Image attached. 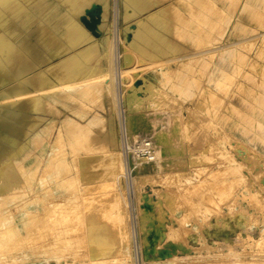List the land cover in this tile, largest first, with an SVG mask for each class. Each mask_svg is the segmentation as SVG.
Here are the masks:
<instances>
[{
    "label": "rangeland",
    "instance_id": "obj_1",
    "mask_svg": "<svg viewBox=\"0 0 264 264\" xmlns=\"http://www.w3.org/2000/svg\"><path fill=\"white\" fill-rule=\"evenodd\" d=\"M34 1L0 0V108L19 114L18 150L0 157V264L93 262L84 255L81 224L60 236L70 241L68 251L67 244L46 251L48 233L76 222L56 219L75 205L67 199L73 188L60 182L49 190L43 181L73 173L77 154H94L102 182L112 178L108 157L115 147L123 152L127 112L120 105L118 118L119 84L139 98L128 112L130 144L160 132L168 148L159 170L131 182L128 169L120 180L134 264H264V0H118L119 7L52 0L49 23L46 10L31 14ZM95 7L96 20L81 23ZM90 36L97 40L87 51ZM120 70L130 73L119 81ZM186 153L202 163L175 159ZM195 170L197 181L186 182ZM110 260L103 264H118Z\"/></svg>",
    "mask_w": 264,
    "mask_h": 264
},
{
    "label": "bare ground",
    "instance_id": "obj_2",
    "mask_svg": "<svg viewBox=\"0 0 264 264\" xmlns=\"http://www.w3.org/2000/svg\"><path fill=\"white\" fill-rule=\"evenodd\" d=\"M119 1L118 0H112V3H113V5H116V6L119 7ZM97 10H98V7H95V8H92V9L88 10V12L86 13L85 17H83L82 22H84L86 25H90L91 22L95 21L96 20L95 19V15L98 12ZM34 13H39L40 14V10H33V14ZM87 15L90 18H88ZM117 49H118V47H117ZM20 52L23 54V57H28L30 55V49L28 47H24V49L23 48L20 49ZM118 55L119 54H117V56ZM118 58L120 60V57L119 56H118ZM173 60L174 59H172V61ZM113 63H114V59H113ZM119 67H120V65H119ZM252 67H253V65H252ZM259 67H258V69H259ZM256 71L257 70H255V73H256ZM258 71L260 72V70H258ZM118 73H119V75H117V76L119 77V81H120V79L122 77L121 74H129L130 73V70H128V71H123V70L121 71L120 70V72H118ZM115 76L116 75L114 74V77ZM25 77H23L22 79H20V81L22 83L28 81V78H25ZM115 79H117V77ZM119 85H120V91H119V89H117V87H116V91H115V93H116V110L118 111V118H119V112H121V110L119 111V106L121 105V106L124 107V105H127V112L126 113L124 112V115H123V121H124V123H123V130H122V132H120L124 136L125 142L123 143V141H121V143H122L121 146L123 148V144H125V147H127L128 149H130L131 148V145H132L130 143L131 142H134V140L136 138L134 137L133 139H130L129 136H128V134H129L128 132H129V130L131 128L130 123L128 124V122H131V121H129V118L131 116L130 117L128 116L129 115L128 112L135 105V100L136 99H135V96H134L135 94L133 95V91L126 93V91H124V90L121 89V84H119ZM150 85H152V84H150ZM150 90H152V89H150ZM147 94H148V92H147ZM137 100H136V102H137ZM16 110H17L16 107H1L0 108V157L3 156L5 153H8L13 148L16 149V150H18V146L15 144L16 142H15V139L13 138L14 131L18 129V123H17L18 121L17 120L19 118V114H18V112ZM121 117H122V113H121L120 118ZM133 118H132V121H133ZM120 121H121V119H120ZM135 122H137L136 119H135ZM135 122H133V123H135ZM133 123H132V126H133ZM141 123H140V126H141ZM188 123H190V122L188 121ZM136 124H135L134 128L136 129V127H138L140 129V126H138V124L136 126ZM145 124H146V122H145ZM121 127H122V125H121ZM146 127H148V125ZM119 130H120V127H119ZM131 131H132V129H131ZM132 132L135 133V131H132ZM121 134H120V136H121ZM151 134H153V133H151ZM149 138H150V140H148V142L151 145V153L154 155L152 157V159H151L152 162L150 163L149 162V159H136V157H133V156H131V155L128 154L127 155V159H128V161H127V164L128 165L127 166L128 167H127L125 165L126 163H125V160H124V158L126 156L123 157L124 156L123 155L124 151L123 152H121V151L119 152L118 148L115 147L114 148V151L112 150V154L110 155V157H108L109 158L108 168H110V170H109V176H112V178L109 179L108 181L107 180L104 181V183L102 182V180L100 178V175H99V173L97 171V168H96V163H97V161H99V159L97 160V158H96V156L94 154H77L76 158L74 159L75 165L73 167V173L70 172V170H68L65 173H59L58 174V177H57L58 178L57 180H51V178H49L46 181L45 180L43 181L47 185V188L49 190L52 189V188L58 190L59 188L56 187V186H54V184H57V183L60 184V182H65L66 187L73 188V191H72L70 197L68 196L67 199H68V201H72L71 203H73L75 205L72 206V208L67 209V211L59 212L58 216H56L57 217L56 219L61 224L62 223H65V222H67V223L68 222H76V227L71 225V227L68 228V226H65L66 228H63V229H66V231L62 230L61 232L58 231L59 233H56V232L52 231L53 230L52 229L51 230L52 233L50 232V233L47 234L48 237H49V239H48V245L47 246H49V247L46 248V251L52 252V250L55 249L54 247H56L59 244H65V245L67 244L68 245L67 251H68L70 249V247H71L70 241L66 240L65 237H60V236H61V234L63 232L69 233L72 230H76L80 226V224H81V225H84L85 226V231L83 232L84 245L82 244L84 246V250H85V253H84L85 257H87L89 260H92L96 264H103V262L104 261L107 262L108 259H111L112 261H115L116 263L118 262V264H134V254H135V251L132 250V248H131L132 247L131 246L132 245L131 244V233L128 230L129 217L130 216L125 213L126 212L127 205H128V203H127V192L123 188L124 185L122 186L120 184V180L124 178V176L126 174L125 172L128 169L130 170V174H131L130 176H132L133 179L135 180L134 181L132 178H130V179H132V181L131 180H129V181H131V182H137L136 179L138 180L139 178L143 177L144 175L150 174L153 171L159 170L161 168V166L163 165L161 162L165 159L164 156L166 154H168L167 142L165 141V138H164L163 134L160 133V132L156 136H154V137L153 136H150ZM241 152H242V149H241ZM241 152H239V153H241ZM124 154L126 155L127 153L125 152ZM35 155L36 154H34V156H33L34 158L32 160H34L36 158ZM38 155L40 156V159H38L36 161V164H35V167L36 168L39 166V163L42 161V156L44 154H38ZM174 155H176L175 156V159L176 160L179 159V158L182 159V160H185L187 166L194 167V166L199 165V164L202 163L201 162V157L195 156V154L186 153L184 155H182V154H174ZM102 158H104V157H102ZM242 158H240V159H242ZM247 158L248 157H246L245 160L248 161L249 159H247ZM106 159H107V157H106ZM243 159L241 161H243ZM49 161L50 160L48 158L46 164H48ZM250 163H252V162L249 161V164ZM8 165H9L8 161H4L1 164V169H4ZM255 165H257V164H255ZM241 166H243V165H241ZM257 166H259V165H257ZM257 168H259V167H257ZM263 168L264 167L262 165V169ZM249 169H251V168L249 167ZM252 169H253V167H252ZM254 169H255V167H254ZM260 169L261 168H259V170ZM255 170L257 171V169H255ZM69 174H74V177L73 178H66V177L63 176V175H69ZM196 174H198L196 172V170H195V173L194 172H192L190 174L188 173L186 175V177H185V181L188 182V183H191L194 180L197 181V175ZM263 174H264V172H263ZM251 175H252V173H251ZM253 177H254V175H253ZM256 178H258V176H256ZM40 179H42V178H40ZM261 180H262V178H261ZM262 181L261 182L263 184L264 183V179ZM39 183H41V182H39ZM253 183H254V181H253ZM101 189L103 190L102 192H101ZM129 192H131V190ZM132 192H133V194L135 193L134 190ZM57 195L59 196V194L55 193V194H53L51 196L52 197H56ZM130 196H131V194H130ZM103 201H105L106 203H108V208L107 207L106 208L99 207V204L101 202H103ZM133 203H135V201ZM53 205H55V204H53ZM46 213L48 215L49 214V211H46ZM25 214H22L21 217L23 218L25 216ZM101 216H102V220L100 222H97V220ZM54 222H55V220H54ZM139 223H140V220H139ZM48 230H50V229H48ZM139 230H140V228L138 229V231ZM136 231H137V229H136ZM139 232H141V231H139ZM75 236H77V235H75ZM133 239H135V238H133ZM139 241H141V240H139ZM148 243H150V242H148ZM141 244H142V242H141ZM145 245H146V243H145ZM145 245H144V247H145ZM146 246H148V244ZM45 247H46V245H45ZM150 247H151V245H150ZM60 248H62V247H60ZM140 248H141V246H140ZM142 250H147V249L144 248ZM41 251H43V250H41ZM81 251H82V249H81ZM148 252L149 251H147V253ZM138 253L140 254V252H138ZM147 253H146V256H147ZM142 254L144 255L145 252L144 253L142 252ZM55 258L58 259V257H55ZM140 258H143V256L142 257L140 256ZM135 261H137V260H135ZM24 264H33V262L31 260H28L27 259L26 260V263L24 262ZM140 264H142V263H140Z\"/></svg>",
    "mask_w": 264,
    "mask_h": 264
},
{
    "label": "crops",
    "instance_id": "obj_3",
    "mask_svg": "<svg viewBox=\"0 0 264 264\" xmlns=\"http://www.w3.org/2000/svg\"><path fill=\"white\" fill-rule=\"evenodd\" d=\"M52 7H53V1L52 0H46V1L45 0L44 1L43 0H38V2L34 1L33 4H32L31 14H33V10H40V14L42 16L43 13H44V11L46 10V20H45V22L46 23H49L50 22V19L52 18L51 17L52 16V13H51ZM88 10H90V9H88ZM88 10L86 9L85 13H87ZM35 14L36 13L33 14L34 17H36ZM33 16L32 17H29V18L30 19H33ZM83 17H85V15L84 16H81V19H80L81 23H84V22H82ZM95 19H96V17H95ZM68 20H69V18H68ZM66 21H67V19H66ZM23 23L24 24H27L28 22L23 21ZM65 27H66V25H65ZM95 32H96L95 34H97L98 31H95ZM99 36L100 35H98L97 37H99ZM96 40L97 39H94L92 36H90V38L86 39V41L83 43V46H84L83 49H87V51H91L92 49H94L93 46H94V43H95ZM98 40H100V38ZM234 45H236V44H234V43L231 44V46H234ZM74 51H78V50L77 49H74ZM53 61L54 60H52L51 62H53ZM260 140H261L262 143H264V137L261 138Z\"/></svg>",
    "mask_w": 264,
    "mask_h": 264
},
{
    "label": "built area",
    "instance_id": "obj_4",
    "mask_svg": "<svg viewBox=\"0 0 264 264\" xmlns=\"http://www.w3.org/2000/svg\"><path fill=\"white\" fill-rule=\"evenodd\" d=\"M121 139L124 143L125 138L123 135H122ZM123 151H124V153L126 152L127 155L133 154V156L136 158L144 157L145 159H149V161H151V159H152L151 145L146 140L139 141V142H136L135 144H132L130 149L125 147V144H123Z\"/></svg>",
    "mask_w": 264,
    "mask_h": 264
}]
</instances>
